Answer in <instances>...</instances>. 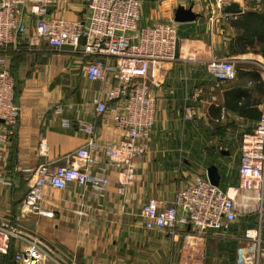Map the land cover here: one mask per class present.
I'll return each instance as SVG.
<instances>
[{"label": "crops", "instance_id": "crops-1", "mask_svg": "<svg viewBox=\"0 0 264 264\" xmlns=\"http://www.w3.org/2000/svg\"><path fill=\"white\" fill-rule=\"evenodd\" d=\"M210 0H143L139 26L173 21L179 39L173 62L161 63L152 76L156 95L155 121L144 141L143 154L135 159V175L125 191L115 181L120 171L101 170L100 151L91 170L108 174L106 195L98 204L90 188L70 185L65 189L45 188L47 217L27 213L19 227L39 234L65 264H244L242 234L258 228L264 238V211L258 214L253 202L239 185V139L251 130L264 111L262 55L254 52L232 54L235 28L231 16L261 9L264 0H229L240 13L217 18L210 33ZM178 6L191 10L193 21H176ZM48 13L83 21L87 12L81 0H58ZM27 20L30 21V19ZM234 51V50H233ZM7 63L14 76V99L20 107L18 121L2 144L0 174V221L10 222L27 188L24 168L48 161L53 165L72 160L71 151L86 145V134L62 120L77 117L95 126L96 142H117L120 133L107 115H96L92 99L101 84L89 81L82 70L83 57L68 50H51L43 42L34 44L29 35L19 38L7 51ZM211 57L238 59L233 78L219 82L206 69ZM241 71V73H238ZM263 83H258V79ZM109 84L103 85L107 88ZM102 87V88H103ZM200 88L196 101L192 94ZM70 104L60 114L57 104ZM195 107L192 118L184 116L186 106ZM44 142L45 152L39 151ZM215 165L222 191L235 195L238 216L228 231L209 229L198 235L186 226L171 236L164 229H145L139 207L152 198L170 205L175 191L194 175L208 178ZM81 211L79 214L77 211ZM12 239L0 254L11 255ZM264 264V259L259 262Z\"/></svg>", "mask_w": 264, "mask_h": 264}, {"label": "built area", "instance_id": "built-area-1", "mask_svg": "<svg viewBox=\"0 0 264 264\" xmlns=\"http://www.w3.org/2000/svg\"><path fill=\"white\" fill-rule=\"evenodd\" d=\"M58 0H0V157L2 144L7 142L18 121L20 107L14 99V76L7 63V50L19 45V38L29 35L34 44L43 42L51 50H68L82 56V70L89 81H97L101 88L92 99L94 113L107 115L119 131L117 142L102 141L97 147L95 126L77 117L68 118L62 125H74L86 134V145L71 151L72 160L53 165L48 161L24 168L28 174L27 188L18 206L17 215L10 222L0 221V251L12 239L11 264H65L51 246L36 232L19 227V220L27 213L50 217L42 200L45 188L65 189L70 185L90 188L101 205L106 195L109 176L91 170L100 151L101 170L116 169L115 181L125 191L135 175L134 162L145 151V140L152 131L156 113V95L152 76L161 63L173 62L177 27L173 21L139 26L143 0H81L86 7L83 21L48 13ZM210 33L217 18L231 15L225 10L229 0H210ZM27 17L29 20H27ZM233 19L237 14L231 16ZM238 59L211 57L206 69L219 82L236 74ZM264 78V66L260 67ZM109 84L107 88L103 85ZM103 87V88H102ZM201 89L192 94L198 99ZM70 104H57L54 113L60 114ZM186 118L195 115L193 105L183 109ZM239 185L258 214L264 211V111L255 126L242 133L239 139ZM39 151L45 152L44 142ZM0 183H8L0 174ZM81 214V211H77ZM145 229H164L171 236L190 226L196 234L206 230L228 231L236 221L238 208L235 195L222 191L207 177L194 175L192 180L175 191L170 205L158 204L149 198L138 210ZM244 264H259L264 259V238L258 228H247L242 234ZM5 243V244H4ZM68 264V263H67Z\"/></svg>", "mask_w": 264, "mask_h": 264}, {"label": "trees", "instance_id": "trees-1", "mask_svg": "<svg viewBox=\"0 0 264 264\" xmlns=\"http://www.w3.org/2000/svg\"><path fill=\"white\" fill-rule=\"evenodd\" d=\"M231 26L236 30L231 39L232 54L250 51L264 58V7L245 11L232 21ZM258 83L261 85L263 81L259 78ZM0 264H11L10 255L1 254Z\"/></svg>", "mask_w": 264, "mask_h": 264}, {"label": "water", "instance_id": "water-1", "mask_svg": "<svg viewBox=\"0 0 264 264\" xmlns=\"http://www.w3.org/2000/svg\"><path fill=\"white\" fill-rule=\"evenodd\" d=\"M226 11L234 12V13H240L241 9L239 8V5L237 3H230L225 7ZM196 15L192 12L191 6L184 8L182 6H178L175 10V20L176 21H193L195 19ZM178 49H179V39H176L175 43V57L178 55ZM238 73H241L239 71ZM0 122H2V119H0ZM207 176L208 180L211 184L217 186L219 175L217 173V169L215 165H211L207 169Z\"/></svg>", "mask_w": 264, "mask_h": 264}, {"label": "rangeland", "instance_id": "rangeland-1", "mask_svg": "<svg viewBox=\"0 0 264 264\" xmlns=\"http://www.w3.org/2000/svg\"><path fill=\"white\" fill-rule=\"evenodd\" d=\"M252 202H253V200H252ZM1 255V254H0Z\"/></svg>", "mask_w": 264, "mask_h": 264}]
</instances>
